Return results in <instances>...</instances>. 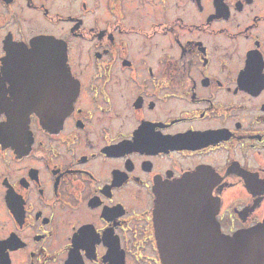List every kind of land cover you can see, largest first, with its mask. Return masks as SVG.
Masks as SVG:
<instances>
[{"label": "flooded vegetation", "instance_id": "af4514ba", "mask_svg": "<svg viewBox=\"0 0 264 264\" xmlns=\"http://www.w3.org/2000/svg\"><path fill=\"white\" fill-rule=\"evenodd\" d=\"M207 199L264 223V0H0V264H208Z\"/></svg>", "mask_w": 264, "mask_h": 264}, {"label": "water", "instance_id": "95a60500", "mask_svg": "<svg viewBox=\"0 0 264 264\" xmlns=\"http://www.w3.org/2000/svg\"><path fill=\"white\" fill-rule=\"evenodd\" d=\"M28 50V51H27ZM26 57L31 58L32 63L40 60V65H56L57 70L41 71V75H47L48 80L50 75H55L53 81L69 80V72L66 69L67 65V52L66 47L59 40L52 38H39L35 40L29 49H26ZM59 85V84H58ZM69 103V102H68ZM56 109L59 112L61 102L58 100L56 103ZM67 111V110H66ZM60 113V112H59ZM65 111L62 112V116ZM165 201V200H164ZM163 201L160 202L159 211H162ZM166 203V201H165ZM166 204H172L177 213V217L185 215L184 210L200 209V217L204 218L208 213V219L210 227H213L211 231L203 229L197 232L198 238L206 242L201 251L205 252V257L211 260L210 264H264V223L254 227L250 231L237 232L233 235H225L220 231L218 222L215 220V211L218 210L219 202L214 200H201V201H186V200H172L167 201ZM197 204V205H196ZM194 240V238H192ZM196 249L188 248V251L193 257V251ZM171 264H178L174 262Z\"/></svg>", "mask_w": 264, "mask_h": 264}]
</instances>
